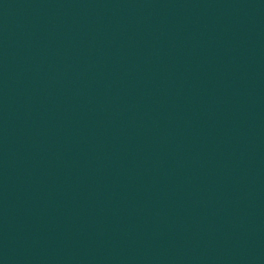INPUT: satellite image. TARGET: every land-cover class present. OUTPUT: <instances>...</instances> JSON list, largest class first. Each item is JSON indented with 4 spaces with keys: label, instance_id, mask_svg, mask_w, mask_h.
<instances>
[{
    "label": "water",
    "instance_id": "95a60500",
    "mask_svg": "<svg viewBox=\"0 0 264 264\" xmlns=\"http://www.w3.org/2000/svg\"><path fill=\"white\" fill-rule=\"evenodd\" d=\"M0 264H264V0H0Z\"/></svg>",
    "mask_w": 264,
    "mask_h": 264
}]
</instances>
